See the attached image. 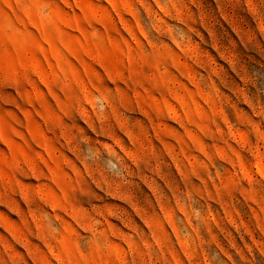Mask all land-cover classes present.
<instances>
[{"label": "rangeland", "instance_id": "rangeland-1", "mask_svg": "<svg viewBox=\"0 0 264 264\" xmlns=\"http://www.w3.org/2000/svg\"><path fill=\"white\" fill-rule=\"evenodd\" d=\"M0 264H264V0H0Z\"/></svg>", "mask_w": 264, "mask_h": 264}]
</instances>
